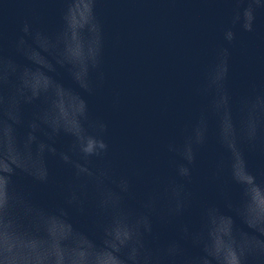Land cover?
Wrapping results in <instances>:
<instances>
[{"label":"clouds","instance_id":"obj_1","mask_svg":"<svg viewBox=\"0 0 264 264\" xmlns=\"http://www.w3.org/2000/svg\"><path fill=\"white\" fill-rule=\"evenodd\" d=\"M46 2L0 4V264H264V199L257 197L264 195V169L248 164L250 153L264 156V76L246 79L240 90L232 85L238 34L256 33L264 0H228L234 8L220 29L222 42L185 79L194 103L164 144L170 174L136 164L119 171L108 122L86 98L114 77L110 53L122 41L108 31L100 9L115 0H59L54 32L36 26L38 11L30 7L8 42L14 54L6 51V5ZM60 72L70 83L57 79ZM41 79L46 88L37 86ZM69 99L70 117L62 107ZM120 102L113 90V106ZM26 106L32 108L27 117ZM61 138L67 143L58 147ZM204 152V179L221 203L202 202L198 227L180 223L178 238L162 242L156 225L173 223L193 205L189 186ZM49 159L70 171L60 185L63 202L54 208L10 183L23 173L48 184ZM71 216L86 218L87 228L53 231V218Z\"/></svg>","mask_w":264,"mask_h":264},{"label":"water","instance_id":"obj_2","mask_svg":"<svg viewBox=\"0 0 264 264\" xmlns=\"http://www.w3.org/2000/svg\"><path fill=\"white\" fill-rule=\"evenodd\" d=\"M30 7L38 11L37 27L54 32L60 25L59 0L37 5L7 4L3 29L9 54L14 53L8 42L19 34L20 22ZM108 7L101 5L100 9L107 29L118 34L122 41L110 53L114 77L100 94L86 98L93 113L108 122L112 156L119 171H127L130 164H136L157 166L170 174L164 144L175 134L178 123L187 118L194 103L185 79L194 75L197 63L222 42L220 29L228 23L234 5L228 0H115ZM256 27L255 34H238V46L233 50L232 85L238 90L246 79L264 76V16L258 17ZM57 79L70 83L64 72L58 73ZM37 86L48 85L41 79ZM113 90L121 94L118 107L112 103ZM62 107L70 117L72 101L62 102ZM31 111L30 106L25 107L26 117ZM24 131L20 128L18 134L22 136ZM66 143L67 138H61L58 147ZM208 161L209 153H202L194 169L189 186L195 194L191 208L171 224L156 225L162 242L178 238L180 223L198 227L202 202L221 203L214 186L204 179ZM48 164L51 173L48 184L37 183L23 173L11 177L10 183L29 191L37 203L54 208L63 202L60 185L70 178V171L55 159H49ZM248 164L253 171L264 169V156L250 153ZM232 192L233 198H238V186L233 185ZM257 197L264 199L259 192ZM87 226L84 217L52 219L56 233L83 230Z\"/></svg>","mask_w":264,"mask_h":264}]
</instances>
